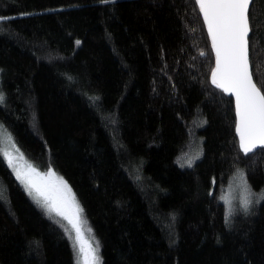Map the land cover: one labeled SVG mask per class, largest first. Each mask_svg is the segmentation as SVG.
<instances>
[{
	"label": "trees",
	"instance_id": "obj_1",
	"mask_svg": "<svg viewBox=\"0 0 264 264\" xmlns=\"http://www.w3.org/2000/svg\"><path fill=\"white\" fill-rule=\"evenodd\" d=\"M249 21L264 91V0ZM214 67L195 0H0V125L68 183L101 264H264V200L230 216L220 201L238 170L264 191V150L240 152ZM0 264H74L1 152Z\"/></svg>",
	"mask_w": 264,
	"mask_h": 264
},
{
	"label": "snow or ice",
	"instance_id": "obj_2",
	"mask_svg": "<svg viewBox=\"0 0 264 264\" xmlns=\"http://www.w3.org/2000/svg\"><path fill=\"white\" fill-rule=\"evenodd\" d=\"M195 3L203 16L215 54L211 83L235 99V133L239 150L246 156L257 149L264 150V91L254 83L249 60V9L252 0H195ZM200 55L204 56L205 53L201 52ZM5 142L17 153L14 156L11 151L0 149L8 166L13 168L16 179L49 215L54 213L70 225V231L66 228L65 232L73 240L77 264H99V243L85 239L83 209L68 183L51 167L41 173L31 164H19L24 156L6 131L0 134V143ZM234 179H239L250 190L242 171L238 170ZM250 203L244 201L242 206L245 211H248ZM87 231L91 233L90 228ZM73 232L74 237L71 235Z\"/></svg>",
	"mask_w": 264,
	"mask_h": 264
},
{
	"label": "rangeland",
	"instance_id": "obj_3",
	"mask_svg": "<svg viewBox=\"0 0 264 264\" xmlns=\"http://www.w3.org/2000/svg\"><path fill=\"white\" fill-rule=\"evenodd\" d=\"M4 132H5V129L3 127L0 128V134H2ZM0 145H1L0 149H5V150H8V151H11L14 156L17 155L15 150L12 149L11 146L9 144H7L6 142L5 143H0ZM1 154H2V152H1ZM2 157H3L6 165L8 166V163L5 160L3 154H2ZM198 158H199V153L197 152V148H195L194 151H193V154L187 160L182 161L179 165L181 167H190ZM18 163L21 164V165H25V166L27 164H30L25 159L22 160V161H19ZM9 168L12 171V173H13L15 179H16V175H15V172H14L13 168H11V167H9ZM236 174H237V172L230 178L227 186L225 187L224 193L220 197V201L224 205V208H225L226 216H230L231 214L236 213V212H245V210H244V208L242 206L245 200L251 201V203L249 204L248 208L252 207L253 205L259 204V203H261L264 200V198H262V197H264V191L253 192L251 189L250 190L246 189L243 186L242 182L239 181V179H234ZM18 183L23 187L24 191L29 196V198L33 202H35L33 200V198L28 194V192L25 190L24 186L19 181H18ZM226 201H227V203H226ZM39 207L43 210L44 214L47 217H49L51 220L56 222L63 229L64 232H65L66 228L69 229V231H70V225H68L67 221L63 220L59 216H56L54 213L49 215V213L44 208H42L40 205H39ZM82 218L86 222L84 216H82ZM87 229H89V226H88V224L86 222L85 231H84L85 239L89 240L90 242H93V243L97 242L96 239L94 238L92 232L89 233L87 231ZM71 235L74 237L75 233L73 232V233H71ZM67 237H68V239L70 241V244H71V248H72V252H73V256H74V264H77V257H76V254L74 252V249H73V240H71L69 238V235H67ZM93 238H94V240H93ZM98 255H99V264H101L100 248H99Z\"/></svg>",
	"mask_w": 264,
	"mask_h": 264
},
{
	"label": "water",
	"instance_id": "obj_4",
	"mask_svg": "<svg viewBox=\"0 0 264 264\" xmlns=\"http://www.w3.org/2000/svg\"><path fill=\"white\" fill-rule=\"evenodd\" d=\"M250 6H251V4H250ZM197 7H198V9H199V6L197 5ZM199 12H200V10H199ZM201 15V14H200ZM201 18H202V21H203V16L201 15ZM203 23H204V21H203ZM205 26V25H204ZM205 29H206V32H207V28H206V26H205ZM250 34V33H249ZM208 35V34H207ZM209 41H210V44H211V40L209 39ZM213 55H214V61H215V54L213 53ZM250 72H251V69H250ZM219 90V89H218ZM220 91V90H219ZM228 96V95H227ZM229 98H231L232 99V101H233V107H234V115H235V99H234V97H231V96H228ZM235 120H236V116H235ZM237 137V136H236ZM237 139H238V137H237ZM258 150V149H257Z\"/></svg>",
	"mask_w": 264,
	"mask_h": 264
}]
</instances>
